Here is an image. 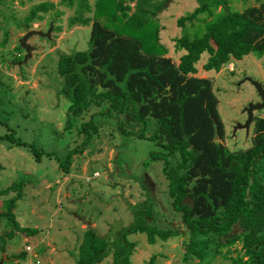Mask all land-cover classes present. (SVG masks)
<instances>
[{
  "label": "rangeland",
  "instance_id": "374dc122",
  "mask_svg": "<svg viewBox=\"0 0 264 264\" xmlns=\"http://www.w3.org/2000/svg\"><path fill=\"white\" fill-rule=\"evenodd\" d=\"M43 1L48 2L47 10L38 11L40 16H35L29 27H25L23 20L29 9ZM126 1L132 12L137 0ZM87 2L90 10L80 7L78 0H0V134L12 131L14 139L10 142L0 138V189L21 180V195L13 208L15 217L21 226L37 228L35 233L26 234L1 217L0 259L3 254L6 256L0 264H78L79 245L88 228H94L109 243L108 254L94 264H114L118 231L134 220L131 205L149 196L154 202L150 222L165 227L178 226L181 233L166 240L156 238L153 243L143 232L129 233L127 238L134 246L127 264H147L152 255L154 264H234L233 257L245 259L239 241L227 244L228 238L212 233L210 236L215 240L209 243L205 260L187 251L190 234L182 222L181 212L171 205L163 162L149 158V152L159 146L152 138L122 131V128H139L138 123H120L128 114L119 113L117 120L103 116L100 108L109 103L103 100L76 115L69 125L70 101L60 92L63 77L57 70V61L61 54L88 46L95 0ZM166 2L155 12L159 41L167 47L165 55L178 63L184 49L176 46V38L184 34L192 38L204 32L205 22L222 5L211 6L213 14L203 10L180 23L178 18L196 8L200 0ZM229 3L231 9L243 10L249 5H258L259 1L229 0ZM148 4L152 6L150 1ZM78 10L89 18L86 24L69 23ZM32 28L50 30L48 35L32 33L27 37L30 55L23 60L24 48L22 51L16 48L22 35ZM16 55L21 56L20 59H16ZM208 55L203 51L195 63L196 75L212 79L224 126L221 142L228 151H242L252 144L256 118L264 117V108L254 110L247 130L234 129L236 123L246 118L243 106L248 101L259 100L253 84L242 78L245 74L251 75L264 85V52L259 55L251 51L241 58L231 57L217 71L203 68ZM91 115L97 123L91 139L83 144L81 151H73L71 157L66 158L70 149L81 147L85 132L80 129V123ZM153 130L154 122L150 119L145 134ZM28 143L49 155L42 153L37 160ZM170 159L174 163L176 158L170 156ZM15 192L11 189L1 194L0 199L13 196ZM11 229L12 236L5 235ZM232 232H241V228L235 224ZM23 250L25 257L14 259L12 255Z\"/></svg>",
  "mask_w": 264,
  "mask_h": 264
},
{
  "label": "trees",
  "instance_id": "16d2710c",
  "mask_svg": "<svg viewBox=\"0 0 264 264\" xmlns=\"http://www.w3.org/2000/svg\"><path fill=\"white\" fill-rule=\"evenodd\" d=\"M78 1L80 7L91 9L87 0ZM258 1V5L233 10L229 0H200L196 8L178 18L180 23L203 10L213 14L211 6L220 4L221 9L205 22L201 34L176 38V46L184 51L175 63L165 55L167 47L159 41L155 16L165 0H137L132 12L126 0H95L88 46L61 54L57 61V70L63 77L60 92L70 101L69 125L91 104L106 100L109 103L100 108L103 116L117 120L119 113L128 114L120 123H138L139 128H122V131L152 138L159 146L149 152V158L162 160L171 205L181 212L190 234L187 251L200 260H205L209 243L215 240L213 235H222L228 238L227 244L241 243L246 258L233 257L234 264H264V117L256 118L248 148L228 151L220 140L224 126L212 79L196 75L195 64L203 51L209 54L203 68L216 71L231 57L241 58L251 51L262 54L264 0ZM47 7L46 1L33 5L23 20L25 27H29L35 16H40L38 11H46ZM87 21L89 18L78 10L69 23ZM16 49L23 50L20 44ZM91 116L80 123V129L85 132L81 147L70 149L66 158L73 151H81L83 144L91 139L97 128L94 115ZM150 119L154 130L147 135L145 129ZM215 130L218 139H214ZM12 135V131L5 132L0 138L11 142ZM28 145L37 160L42 153L49 155L32 143ZM170 156L176 158L174 163ZM20 187L21 180L0 189V195L16 190L13 196L0 199V218L5 217L16 229L31 235L37 228L21 226L13 210L21 195ZM153 203L149 196L131 205L134 220L120 228L113 242L114 264L129 262L134 246L127 238L129 233L143 232L150 243L156 238L166 240L181 233L178 226L150 222ZM235 224L241 232L231 233ZM13 232L11 229L5 235L12 236ZM1 240L4 241V236ZM108 245L106 238L94 228L86 229L79 245L78 264L100 261L108 254ZM25 255L23 250L12 256L18 259ZM153 261L154 255L147 264H154Z\"/></svg>",
  "mask_w": 264,
  "mask_h": 264
},
{
  "label": "water",
  "instance_id": "95a60500",
  "mask_svg": "<svg viewBox=\"0 0 264 264\" xmlns=\"http://www.w3.org/2000/svg\"><path fill=\"white\" fill-rule=\"evenodd\" d=\"M169 0H167L168 2ZM166 2V3H167ZM50 28L46 31L43 32L39 29H28L20 38V46L22 48H24L25 50V55L23 57V60H26V58L30 55V44H28L26 42L27 37L32 34V33H38V34H45L48 35ZM242 80H249L253 86L255 87V90L257 92V94L259 95V100L256 101H248L242 108V111H245L246 113V119L244 120V122H238L234 125V129H236L237 127L239 128H245L246 130L249 128V124L250 122L253 120L254 117V110H258V109H262L264 108V85L262 84L261 81L255 79L254 77H252L251 75H247L245 74L242 78ZM214 139H218V134L217 131L215 130L214 133ZM6 255L3 254L2 258L0 259V261H2L4 259Z\"/></svg>",
  "mask_w": 264,
  "mask_h": 264
},
{
  "label": "built area",
  "instance_id": "2783aa9c",
  "mask_svg": "<svg viewBox=\"0 0 264 264\" xmlns=\"http://www.w3.org/2000/svg\"><path fill=\"white\" fill-rule=\"evenodd\" d=\"M27 248H30L29 246H27Z\"/></svg>",
  "mask_w": 264,
  "mask_h": 264
},
{
  "label": "clouds",
  "instance_id": "9594fccd",
  "mask_svg": "<svg viewBox=\"0 0 264 264\" xmlns=\"http://www.w3.org/2000/svg\"><path fill=\"white\" fill-rule=\"evenodd\" d=\"M8 258V257H7Z\"/></svg>",
  "mask_w": 264,
  "mask_h": 264
},
{
  "label": "flooded vegetation",
  "instance_id": "af4514ba",
  "mask_svg": "<svg viewBox=\"0 0 264 264\" xmlns=\"http://www.w3.org/2000/svg\"><path fill=\"white\" fill-rule=\"evenodd\" d=\"M246 119V118H245Z\"/></svg>",
  "mask_w": 264,
  "mask_h": 264
}]
</instances>
